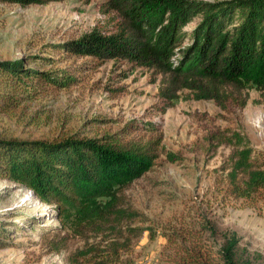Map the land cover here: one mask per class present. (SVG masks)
<instances>
[{
  "label": "trees",
  "instance_id": "obj_1",
  "mask_svg": "<svg viewBox=\"0 0 264 264\" xmlns=\"http://www.w3.org/2000/svg\"><path fill=\"white\" fill-rule=\"evenodd\" d=\"M3 1L24 6L63 0ZM104 5L119 17L113 31L92 29L48 45L52 54L121 59L151 70L160 76L154 105L158 113L172 106L183 89L194 100L224 109L227 104L242 107L243 91L254 88L264 104V0H104ZM195 17L199 21L185 42L182 28ZM34 58L48 66L52 62L47 54ZM74 82L62 68H33L21 58L0 60V113L49 87ZM141 126L132 120L116 132L93 137H0V178L55 207L63 234L49 250L59 251L74 238L78 244L67 253V264H129L133 241L143 232L153 238L154 228L160 227L165 245L159 264H264L261 253L241 247L234 231L205 213H186L177 224L153 227L132 207L124 189L159 155L175 158L162 146L158 126L151 121ZM208 140L230 147L214 169L220 198L264 201V149L228 128L210 133ZM9 235L8 223L0 221V247Z\"/></svg>",
  "mask_w": 264,
  "mask_h": 264
},
{
  "label": "rangeland",
  "instance_id": "obj_2",
  "mask_svg": "<svg viewBox=\"0 0 264 264\" xmlns=\"http://www.w3.org/2000/svg\"><path fill=\"white\" fill-rule=\"evenodd\" d=\"M118 21L104 0L24 6L0 0V60L21 58L33 68H62L75 79L71 86L49 87L35 99L0 113V137H93L116 132L132 120L138 128L151 121L160 129L162 146L175 158L156 157L148 171L124 189L125 199L153 227L177 224L186 213H205L234 231L241 247L264 256V201L220 198L214 169L230 147L208 140L210 133L228 128L241 132L253 147L264 149V104L259 92L247 88L242 107L227 104L220 109L211 101L194 100L183 89L172 106L158 113L154 105L160 76L151 70L121 59L52 54L48 46L92 29L111 32ZM198 21L195 17L182 28L185 42ZM46 54L52 57L50 66L34 58ZM0 221L7 222L10 230L6 244L0 247V264H67V253L78 244L69 238L64 248L49 250L50 243L63 234L54 205L40 202L29 189L1 178ZM154 229L153 238L143 232L133 241L129 264H159L165 240L161 228Z\"/></svg>",
  "mask_w": 264,
  "mask_h": 264
}]
</instances>
